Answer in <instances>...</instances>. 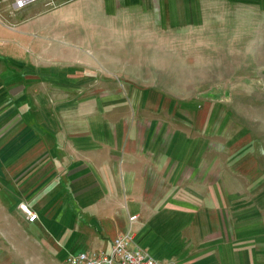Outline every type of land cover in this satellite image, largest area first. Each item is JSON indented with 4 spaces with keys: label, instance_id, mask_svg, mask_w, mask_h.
Returning a JSON list of instances; mask_svg holds the SVG:
<instances>
[{
    "label": "crops",
    "instance_id": "crops-1",
    "mask_svg": "<svg viewBox=\"0 0 264 264\" xmlns=\"http://www.w3.org/2000/svg\"><path fill=\"white\" fill-rule=\"evenodd\" d=\"M202 1L40 0L15 10L0 0V264H68L73 254L110 252L127 233L166 264H223L264 250L263 227L237 228L247 220L238 204L203 206L200 220L173 197H153L142 154L116 134L113 117L76 98L79 80L98 79L91 46L103 25L115 30L137 14L182 25ZM226 1L264 13V0ZM195 221L201 235L190 240Z\"/></svg>",
    "mask_w": 264,
    "mask_h": 264
},
{
    "label": "rangeland",
    "instance_id": "rangeland-1",
    "mask_svg": "<svg viewBox=\"0 0 264 264\" xmlns=\"http://www.w3.org/2000/svg\"><path fill=\"white\" fill-rule=\"evenodd\" d=\"M199 5L182 25L143 14L115 30L103 25L91 46L98 79L79 80L76 98L114 118L116 134L146 161L153 197H173L183 216L195 210L200 220L203 206L238 204L252 219L238 221L245 234L264 228V13L226 0ZM224 260L264 264V250Z\"/></svg>",
    "mask_w": 264,
    "mask_h": 264
},
{
    "label": "built area",
    "instance_id": "built-area-1",
    "mask_svg": "<svg viewBox=\"0 0 264 264\" xmlns=\"http://www.w3.org/2000/svg\"><path fill=\"white\" fill-rule=\"evenodd\" d=\"M40 0H12L13 8L21 10L30 4ZM21 209L26 213L29 222H35L37 214L31 211L26 205ZM133 233L117 237L112 245L110 252L89 253L80 252L70 255L67 258L68 264H166L157 260L149 252L140 248L133 247Z\"/></svg>",
    "mask_w": 264,
    "mask_h": 264
}]
</instances>
